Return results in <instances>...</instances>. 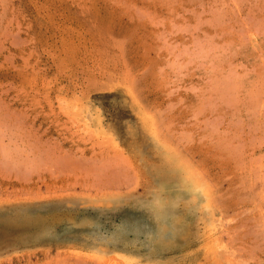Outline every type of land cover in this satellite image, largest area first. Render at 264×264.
Returning <instances> with one entry per match:
<instances>
[{"label": "rangeland", "instance_id": "rangeland-1", "mask_svg": "<svg viewBox=\"0 0 264 264\" xmlns=\"http://www.w3.org/2000/svg\"><path fill=\"white\" fill-rule=\"evenodd\" d=\"M0 264H264V0H0Z\"/></svg>", "mask_w": 264, "mask_h": 264}, {"label": "bare ground", "instance_id": "bare-ground-1", "mask_svg": "<svg viewBox=\"0 0 264 264\" xmlns=\"http://www.w3.org/2000/svg\"><path fill=\"white\" fill-rule=\"evenodd\" d=\"M99 114V113H98ZM195 234V233H194Z\"/></svg>", "mask_w": 264, "mask_h": 264}]
</instances>
